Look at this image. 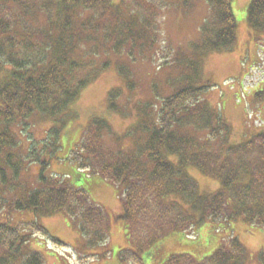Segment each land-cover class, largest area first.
<instances>
[{"label":"trees","instance_id":"obj_1","mask_svg":"<svg viewBox=\"0 0 264 264\" xmlns=\"http://www.w3.org/2000/svg\"><path fill=\"white\" fill-rule=\"evenodd\" d=\"M232 1L0 0V264H46L30 241L40 233L64 244L39 223L59 215L80 231L74 237L79 259L85 250L98 257L110 253L113 217L87 193L85 171L114 187L122 263L248 264L249 253L234 235L222 237L203 259L177 251L162 256L161 250L165 237L178 242L176 250L192 249L190 243L199 242L188 241L189 234L204 223L226 228L224 234L239 217L264 227V130L230 140V126L206 99L210 85L200 80L202 60L236 42ZM199 4L206 8L199 35L166 55L158 53L164 37L160 15L190 13ZM245 18L251 38L264 40V0H250ZM156 56L171 58L158 64L164 68L159 76L153 72L156 78L146 89L156 99L145 104L135 129L119 137L104 114L91 116L63 158L69 168L48 172L53 159H60L61 136L76 118L82 90L114 66L124 89L132 91L129 65L154 62ZM119 88L109 89L105 112H121ZM35 115L49 126L40 140L27 133L25 148L21 128H31ZM125 138L130 145L120 144ZM31 163L37 164L34 185L19 179ZM196 169L218 180L220 188L200 191L190 172ZM19 211H26V228L8 219ZM257 260L264 264V251Z\"/></svg>","mask_w":264,"mask_h":264},{"label":"rangeland","instance_id":"obj_2","mask_svg":"<svg viewBox=\"0 0 264 264\" xmlns=\"http://www.w3.org/2000/svg\"><path fill=\"white\" fill-rule=\"evenodd\" d=\"M121 1V0H114ZM250 0H233V11L238 23L237 38L234 46L231 50L222 51L208 54L201 63V76L200 80L207 82L210 85L205 93L206 99L212 106L217 108L222 116L230 126V140L241 141L249 137L253 132L258 129L264 130V40H253L250 36V31L246 23V13ZM206 8L204 5L199 4L197 8L191 10L190 13H177L169 12L160 15V21L162 24L163 38L158 47L162 46L158 53L166 55L169 49L176 50L179 46L184 45L189 39H194L199 35V27L201 26L202 19L204 18ZM262 40V41H261ZM171 56H164L159 59L158 56L154 58V62L142 63L141 60L136 61L129 65L130 71L135 74L136 86L132 91L125 90L122 83V77L117 72V69L112 66L102 72L97 80L84 88L74 104V111L76 118L71 121L64 129L61 136V149L58 151L57 156L60 158L53 159L56 161L52 167L47 169L48 172H56L60 174L62 170L68 169L69 165L65 164L63 158L66 157L68 150L72 149L77 141L80 139L84 126L89 122L91 116H100L104 114L111 124V130L114 135L127 133L135 129L136 122L145 107V104L149 106L150 103L155 102L156 98H149L151 93L146 89L149 88V82L156 78L153 76V72L156 71L158 76L161 74V69L158 64H161L162 60L170 59ZM127 65V60H123ZM157 68L154 70V66ZM160 68V69H159ZM4 69H1L2 72ZM155 80V79H154ZM117 86L119 90V96L117 101L120 105V113L105 112L106 97L109 89ZM128 92V93H127ZM135 92L134 96L129 95ZM258 93H261V98L257 99ZM135 105H139L138 109ZM74 122V123H72ZM31 128L21 131L25 134L23 137L24 147H28L29 142L26 140V134L34 141L40 140L45 136V131L49 126L46 120H43L39 116H34L31 119ZM115 137V136H114ZM112 136L109 138L112 145H115V139ZM132 140L130 138L122 139L121 145L128 146ZM76 147V146H75ZM67 163V162H66ZM29 174L22 173L19 179L24 180L28 185H34V172H36L37 164L31 163L29 165ZM191 175L197 181L200 191L211 192L220 188L218 180L205 175L199 171L191 170ZM103 179H101L102 181ZM105 181V180H104ZM83 186L85 187L89 196L112 215V224L110 229V244L108 249L111 250L108 257L97 259L92 256L89 259L88 264H125L119 261L117 256L118 250L123 246V232L121 234L122 226L119 223H115L114 217L120 213V204L117 201L115 195L112 194L114 189L112 184L105 181L100 182L94 177L88 179H82ZM90 187V189H89ZM113 198L115 201L113 202ZM26 211H19L16 214L12 213L8 219L12 220L23 227L26 226L27 220ZM1 216V214H0ZM3 217L2 219H4ZM65 221V222H64ZM39 223L50 230L53 235H59L66 241L73 242L72 229L68 221L62 217L57 218L55 216L50 217L46 222L39 219ZM46 224V225H45ZM210 223L203 224L198 230V236H192L188 238V241H198L199 243H193L192 249L176 250L178 248V242L173 238L165 237L162 241V256L168 255L170 252H188L196 258L207 256L210 254L219 242L226 240V237L231 236V230L224 234V230L217 229ZM230 229L233 230V235L243 244L249 253L248 264H257V255L264 251V229L259 225H249L243 218L234 220ZM120 231V232H119ZM39 234L32 236L31 241L33 247L40 249L48 264H58L57 261L64 257L61 252L56 251L57 247L45 244H39L34 242L38 239ZM122 236V237H121ZM45 238L47 236H44ZM224 237V240L222 239ZM44 238L40 239L41 241ZM181 243V242H180ZM74 246H78V243L73 242ZM122 244V245H121ZM184 244V243H182ZM157 244L152 251L158 246ZM56 251V252H54ZM102 251V250H101ZM57 253V254H55ZM57 255V256H56ZM70 259V258H69ZM90 259H94L90 263ZM57 260V261H56ZM71 260V259H70ZM85 261V260H84ZM84 261H80L77 258L71 260V264H81ZM260 264V263H259Z\"/></svg>","mask_w":264,"mask_h":264},{"label":"crops","instance_id":"obj_3","mask_svg":"<svg viewBox=\"0 0 264 264\" xmlns=\"http://www.w3.org/2000/svg\"><path fill=\"white\" fill-rule=\"evenodd\" d=\"M112 192L115 193L114 190H112ZM113 195H114V194H113ZM114 199H115V198H114ZM74 231H75V230H74ZM74 235L78 237V233H77V231H75ZM56 256H57V255H56ZM56 261H57V260H56ZM57 263H58V264H66V262H65L64 260H63V261H62V260H58Z\"/></svg>","mask_w":264,"mask_h":264}]
</instances>
